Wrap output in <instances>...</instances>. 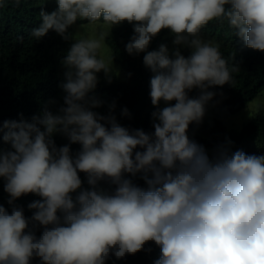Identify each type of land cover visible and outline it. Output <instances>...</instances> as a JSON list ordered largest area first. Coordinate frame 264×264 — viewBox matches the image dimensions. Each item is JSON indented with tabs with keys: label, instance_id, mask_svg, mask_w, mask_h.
<instances>
[{
	"label": "clouds",
	"instance_id": "clouds-1",
	"mask_svg": "<svg viewBox=\"0 0 264 264\" xmlns=\"http://www.w3.org/2000/svg\"><path fill=\"white\" fill-rule=\"evenodd\" d=\"M55 3L51 12L41 7L30 35L39 41L54 31L68 43L62 102L45 101L30 120L21 113L0 122L8 197L7 208L0 204V264H108L151 253V244L160 250L153 264H264V154L232 151L228 137L209 152L189 135L224 99L215 89L232 86L239 71L202 29L227 22L245 47L264 52V0ZM83 21L132 26L124 50L143 54L152 74L153 131L121 124L116 101L96 94L101 75L111 84L120 70L115 56L101 55L103 30L77 38ZM163 30L171 49L149 50ZM120 117L132 118L127 107ZM28 195L37 197L30 216L17 203Z\"/></svg>",
	"mask_w": 264,
	"mask_h": 264
},
{
	"label": "trees",
	"instance_id": "trees-1",
	"mask_svg": "<svg viewBox=\"0 0 264 264\" xmlns=\"http://www.w3.org/2000/svg\"><path fill=\"white\" fill-rule=\"evenodd\" d=\"M42 6L51 12L55 10V0H0V122L19 120L22 113L30 120L38 114L45 101L55 98L62 102V90L59 84L63 81L60 60L66 54L68 43L63 41L54 31L36 41L31 37L32 28L40 23L39 12ZM80 23H87L83 21ZM74 31V28L71 29ZM132 34V26L123 22L110 29L106 34L105 43L115 63L123 70V76L113 79L111 84L101 81L96 94L109 103H117L116 115L121 124L132 128H143L153 131L151 112L154 110L149 97V81L151 72L142 63L143 54L129 56L125 49ZM201 35L203 38L218 43L222 55L228 60L229 66L239 64V71L233 73L232 86L225 85L215 89L224 93V99L217 108H212L211 121L204 119L201 126H190L202 135L199 138L208 144L222 143L225 137L233 142L232 151L243 150L248 154H264V107L248 121L239 131H229L225 119L240 112L258 95L264 92V52L252 50L244 46L243 41L234 35L227 22H209ZM23 36V41L17 37ZM79 38V37H77ZM172 46V36L163 30L151 43L149 50H155L160 44ZM187 55L185 51L183 53ZM128 73L132 75L129 77ZM217 99H220L217 97ZM127 107L131 119L120 117L122 108ZM104 113L107 107L99 109ZM58 145L66 143L60 136L56 137ZM73 151L79 148L72 146ZM83 178V177H82ZM137 183L143 186L142 180ZM7 194L3 191L0 181V204L7 208ZM37 197L28 195L17 203L25 208V215L30 216L27 204ZM151 253L141 251L128 255L123 260H110L108 264H153L159 257L160 250L155 244ZM38 264V261H33Z\"/></svg>",
	"mask_w": 264,
	"mask_h": 264
},
{
	"label": "rangeland",
	"instance_id": "rangeland-1",
	"mask_svg": "<svg viewBox=\"0 0 264 264\" xmlns=\"http://www.w3.org/2000/svg\"><path fill=\"white\" fill-rule=\"evenodd\" d=\"M85 27L83 29L79 30V35H95L98 33V31L103 30L106 34H108L110 28L103 25L102 23H97L93 25H88V23H83ZM74 30L77 31V29L74 27ZM205 39V38H204ZM208 40V39H205ZM172 47V46H171ZM171 47H169L171 49ZM101 55L104 56V58H108L111 56V53L109 49H107L106 43L104 42V47L102 49ZM115 63V62H114ZM116 68H118L120 71L116 75L121 77L123 76V70L119 67L117 63H115ZM264 107V92H262L260 95H258L253 101H251L244 109H242L240 112L235 113L228 118L225 119V123L227 126V129L229 131H239L243 126L251 120V118L255 115V113L258 112L260 108ZM249 113L251 114V118H249ZM212 116V108H209L208 114L206 115L205 119L208 121H211ZM189 135L193 136L199 143L203 144L209 152H211L212 148L215 146L213 144H208L206 142H203L198 135H202L197 130H190Z\"/></svg>",
	"mask_w": 264,
	"mask_h": 264
}]
</instances>
